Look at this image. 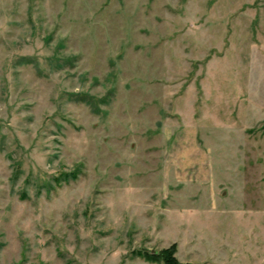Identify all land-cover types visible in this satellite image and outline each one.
<instances>
[{
    "label": "rangeland",
    "instance_id": "rangeland-1",
    "mask_svg": "<svg viewBox=\"0 0 264 264\" xmlns=\"http://www.w3.org/2000/svg\"><path fill=\"white\" fill-rule=\"evenodd\" d=\"M171 245L264 264V0H0V264Z\"/></svg>",
    "mask_w": 264,
    "mask_h": 264
},
{
    "label": "trees",
    "instance_id": "trees-1",
    "mask_svg": "<svg viewBox=\"0 0 264 264\" xmlns=\"http://www.w3.org/2000/svg\"><path fill=\"white\" fill-rule=\"evenodd\" d=\"M175 253H176V246L171 245L169 248L162 250L158 256L147 253L146 261L157 262L158 261L157 258L159 257L164 264H182L176 259Z\"/></svg>",
    "mask_w": 264,
    "mask_h": 264
}]
</instances>
